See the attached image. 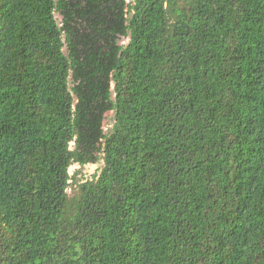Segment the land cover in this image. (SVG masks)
I'll list each match as a JSON object with an SVG mask.
<instances>
[{
	"label": "trees",
	"instance_id": "1",
	"mask_svg": "<svg viewBox=\"0 0 264 264\" xmlns=\"http://www.w3.org/2000/svg\"><path fill=\"white\" fill-rule=\"evenodd\" d=\"M0 264H264V0H0Z\"/></svg>",
	"mask_w": 264,
	"mask_h": 264
},
{
	"label": "rangeland",
	"instance_id": "2",
	"mask_svg": "<svg viewBox=\"0 0 264 264\" xmlns=\"http://www.w3.org/2000/svg\"><path fill=\"white\" fill-rule=\"evenodd\" d=\"M59 19H61V17L58 16ZM127 41V40H126ZM126 41H123L122 43H125ZM112 116V113H107L106 114V118L107 120L104 122L105 124V129H107L110 126V117ZM102 164L101 162L95 165H86L84 167H79L78 165H74L70 168V172L73 173L74 171L78 170L80 171V176L82 178H89L92 175H94V173L96 172V170L101 167Z\"/></svg>",
	"mask_w": 264,
	"mask_h": 264
}]
</instances>
